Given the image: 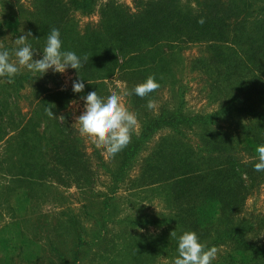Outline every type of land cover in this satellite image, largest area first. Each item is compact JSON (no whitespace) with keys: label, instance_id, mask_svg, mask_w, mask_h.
Wrapping results in <instances>:
<instances>
[{"label":"trees","instance_id":"trees-1","mask_svg":"<svg viewBox=\"0 0 264 264\" xmlns=\"http://www.w3.org/2000/svg\"><path fill=\"white\" fill-rule=\"evenodd\" d=\"M95 6L96 0H28L27 5L0 0V49L11 51L18 46L15 39L30 32L28 42L40 54L55 27L63 48L86 58L79 73L69 69L77 81L83 79L81 93L33 85L27 74L11 83L0 79V173L9 179L6 204L13 221L10 232L0 236V264H77L82 248L108 238L106 218L124 188L160 191L169 212L149 222L122 223L167 226L171 238H134L126 230L112 235L107 241L120 240L115 251L121 258L110 264H149L161 256L174 260L177 237L184 231L196 232L208 247L223 248L213 264H264V213L247 217L244 211L247 199L264 186V172L254 169L256 148L264 144V0H137L134 12L108 0L97 22L81 27L76 12L90 15ZM185 46L200 47L189 71L205 78L209 112L186 110L187 87L176 80L179 66H174ZM149 76L160 87L144 98L128 97L138 127L127 147L109 160L102 147L93 145L87 153L68 121L69 104L92 91L106 96L107 82L114 78L130 91ZM26 85L36 103L24 114L14 95ZM163 93L167 97L159 108L149 109L148 101ZM159 132L167 134L145 155ZM45 186L49 191L55 186L103 189L95 195L105 221L90 242L72 216L61 221V216L36 213L42 198L38 189ZM43 231L52 238L65 232L62 241L72 237L71 261L44 257L38 244ZM45 241L54 249L59 244L54 238Z\"/></svg>","mask_w":264,"mask_h":264},{"label":"rangeland","instance_id":"rangeland-1","mask_svg":"<svg viewBox=\"0 0 264 264\" xmlns=\"http://www.w3.org/2000/svg\"><path fill=\"white\" fill-rule=\"evenodd\" d=\"M108 0H96V6L93 12L90 15H82L79 12H76L75 18L79 22L81 27H84L88 23H94L98 20V12L102 5H104ZM117 3L126 6L132 12L135 11V5L137 0H116ZM191 2V0H183V2ZM24 5L28 4V0H21ZM200 47L197 46H185L183 48V53L180 58L177 60L178 65V74L176 80L180 79V82L187 87V94L185 98L186 110L189 112H209L212 107L209 106L208 101L204 97L203 88H204V79L203 76H197V74H191L189 71V61L194 59L200 54ZM42 54H38L34 59H40ZM14 59V57H13ZM173 66V64H172ZM181 67V73H180ZM185 70V71H184ZM184 71V73H183ZM29 73V74H28ZM20 74H27L32 77L34 80L33 85H42L46 89H58V90H73L72 85L74 81H77L74 74L71 70H67L64 74L53 73L51 70L44 76L39 77V74L34 75L28 70L21 68ZM19 74V75H20ZM180 77V78H179ZM107 94L111 92H117L118 94L123 95L126 92V83L114 78L112 81L107 82ZM24 86V85H23ZM14 100L18 105V108L22 113H27L35 105V94L32 92V89L26 85L21 88L14 95ZM129 96H123V102L127 107H129ZM166 94H158L157 101H155L154 110L156 111L163 101L166 99ZM84 110V100L76 99L71 102L67 109L68 121L72 127H74L79 135L82 138L83 144L87 148V153H89L91 147L97 146L92 137L87 135H81L79 131V126L75 124L76 117L82 114ZM138 127V126H137ZM167 133L159 132L152 139V141L146 146L145 155L150 152L156 143L160 140L161 137L165 136ZM2 151L0 149V156H2ZM105 160H109L110 154L107 151H103ZM100 184H103L104 177H99L98 179ZM9 179L4 177L0 173V236L8 234L10 231H7L9 226H12L13 221L9 218L10 214L7 209L6 199L8 192L6 187L8 186ZM54 191L47 190V186L44 188L41 187L38 189V195L42 196L40 203L37 206V214L47 215L50 218L54 216L60 217L61 221L66 220L69 216L75 218L78 222V232L85 241H91L92 234L98 229V223L105 221L100 220L101 215L99 214L100 201L101 198L96 196V193L103 191L102 188H96L93 191H84L77 189L72 186L70 188L55 186ZM54 192V193H53ZM116 210L110 209L108 212V217L106 221H109L108 229V238L102 244L92 245L90 247H84L81 249L78 259L80 262L77 264H110L111 261H119L121 258L116 255L115 249L119 247L115 245H120V240H110L112 235L119 236L120 232L126 230L128 234H131L134 238H151L159 239L160 238H171V232L167 226H158L156 224H149L147 226H136L128 227L126 224L122 223L124 220H136L143 219L146 222H149L152 218L158 215H166L169 212L167 203L165 201L163 193L160 191L142 189V191H126L125 188L120 190L114 196V202ZM86 205L87 207L85 208ZM245 215L256 216L264 213V186L255 190L252 195L247 199L245 203ZM69 212L66 217L61 213ZM71 213V214H70ZM51 220V219H50ZM53 221V220H52ZM55 221V220H54ZM121 222V223H120ZM54 222L52 223L53 226ZM6 227V228H5ZM10 228V227H9ZM13 230V228H11ZM65 233V232H64ZM62 233V234H64ZM43 237L39 246L42 249V254L44 257H49L51 259H57V256L62 255L72 260V256L68 258L72 252L73 243L72 237L65 236V240L60 239L64 237L55 235L54 240H59V244L55 245L54 248L49 247L45 241V237L53 240L52 235H47L46 231H43ZM10 235V234H9ZM8 236V235H6ZM59 237V238H58ZM57 246V247H56ZM72 249V250H71ZM33 251V250H31ZM224 252L223 248H218L217 254H222ZM2 250L0 249V260L3 261ZM43 257V256H42ZM18 261H20L18 259ZM23 263V262H22ZM21 263V264H22ZM59 264V261L57 260ZM20 264V263H16ZM149 264H173V260L166 258L164 256L158 257L152 260Z\"/></svg>","mask_w":264,"mask_h":264},{"label":"clouds","instance_id":"clouds-1","mask_svg":"<svg viewBox=\"0 0 264 264\" xmlns=\"http://www.w3.org/2000/svg\"><path fill=\"white\" fill-rule=\"evenodd\" d=\"M198 23L203 24L201 18ZM31 33L27 37L20 36L15 39L16 48L11 51L7 48L0 49V79L11 83L21 72V68L28 70L39 77L46 75L50 70L55 74H64L68 69L79 70L84 66L86 58L77 55L76 52L65 50L58 28H51L47 34L46 42L39 52L40 59H34L38 54L37 49L28 42ZM14 57V59H13ZM79 75V74H78ZM160 87L155 76H149L146 80L136 85L132 90L123 95L111 92L106 96L98 95L97 91L89 92L83 97L84 110L76 117L81 135H87L94 139L98 147L104 148L108 154L115 156L131 142L132 134L138 126L137 114L130 111L123 102V96L135 94L144 98ZM85 88L83 79L74 81L72 89L74 93H81ZM147 107L153 109L155 101L149 100ZM53 115V112H50ZM54 116V115H53ZM257 156L254 169L264 172V144L256 148ZM174 235L175 233L172 232ZM218 249L215 246L208 247L200 241L194 231H184L177 237V255L173 264H213L217 258Z\"/></svg>","mask_w":264,"mask_h":264}]
</instances>
